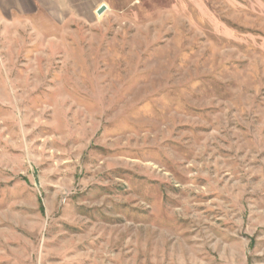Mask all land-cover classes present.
<instances>
[{
	"label": "rangeland",
	"instance_id": "rangeland-1",
	"mask_svg": "<svg viewBox=\"0 0 264 264\" xmlns=\"http://www.w3.org/2000/svg\"><path fill=\"white\" fill-rule=\"evenodd\" d=\"M0 264H264V0H0Z\"/></svg>",
	"mask_w": 264,
	"mask_h": 264
},
{
	"label": "water",
	"instance_id": "water-1",
	"mask_svg": "<svg viewBox=\"0 0 264 264\" xmlns=\"http://www.w3.org/2000/svg\"><path fill=\"white\" fill-rule=\"evenodd\" d=\"M106 9V6H102L100 9H98L97 15L101 16L106 11Z\"/></svg>",
	"mask_w": 264,
	"mask_h": 264
}]
</instances>
